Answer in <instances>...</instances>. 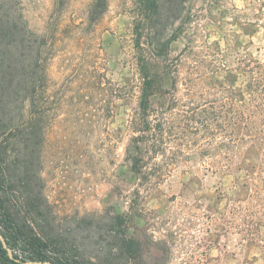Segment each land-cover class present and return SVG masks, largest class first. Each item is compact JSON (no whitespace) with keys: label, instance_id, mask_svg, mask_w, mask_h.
Returning a JSON list of instances; mask_svg holds the SVG:
<instances>
[{"label":"rangeland","instance_id":"obj_1","mask_svg":"<svg viewBox=\"0 0 264 264\" xmlns=\"http://www.w3.org/2000/svg\"><path fill=\"white\" fill-rule=\"evenodd\" d=\"M92 2L71 0L46 61L36 99L39 115L30 116L28 104H19L12 123L18 128L11 131L10 122L0 120V142L14 215L30 226L38 220L46 234L97 262L116 246L104 231L108 209L127 211L132 189L124 185L123 152L140 83L136 0H109L94 30L85 20ZM20 3L29 28L44 34L53 1ZM187 5L199 16L198 48L184 53L186 39L179 36L158 60L171 70L179 64L180 96L188 81L205 90L222 85L245 106L251 96L247 65L264 62V0H188ZM216 59L226 67L211 72L207 65ZM170 87L167 77L163 88ZM29 122L40 128L35 134L30 135ZM263 148L247 154L242 170L212 173L197 159L185 162L139 200L128 223V235L145 243L135 264H264V168L252 172L264 164Z\"/></svg>","mask_w":264,"mask_h":264},{"label":"trees","instance_id":"obj_2","mask_svg":"<svg viewBox=\"0 0 264 264\" xmlns=\"http://www.w3.org/2000/svg\"><path fill=\"white\" fill-rule=\"evenodd\" d=\"M52 1L48 27L44 34H36L24 19L20 0H0V120L6 118L11 131L18 128L12 123L19 104H28L30 116L39 115L36 99L46 76V61L71 2ZM135 4L139 99L126 128L122 163L124 185L132 190L126 195L127 211L116 214L108 209L104 229L116 246L91 262L77 248L65 247L46 234L38 220L30 226L24 216L18 219L9 197L12 184L0 142V234L14 253L10 258L0 240L1 264H135L145 243L137 235H128V223L135 218L139 200L144 201L185 162L197 159L212 173L242 170L247 167V154L264 147V62L250 60L247 65L251 96L245 106H239L233 92L222 85L205 90L188 81L181 84L184 92L180 96L179 64H173L171 70L158 57L179 36L186 39L184 53L193 54L198 48L195 20L199 16L187 5L188 0H136ZM109 5V0H93L86 12L87 28L94 30ZM225 65L216 59L207 68L216 72ZM167 77L170 89L163 88ZM30 122L27 125L32 135L40 128L35 129L36 124ZM36 150L33 147L32 154ZM256 166L264 168L260 162L252 172Z\"/></svg>","mask_w":264,"mask_h":264},{"label":"water","instance_id":"obj_3","mask_svg":"<svg viewBox=\"0 0 264 264\" xmlns=\"http://www.w3.org/2000/svg\"><path fill=\"white\" fill-rule=\"evenodd\" d=\"M0 240L2 241V243H3L4 247L6 248V250L9 251V249H8L6 243H5V241L3 240V238H2L1 235H0ZM9 252H10V251H9ZM28 264H33V263H32V262H29ZM37 264H40V263L38 262ZM46 264H51V263H46Z\"/></svg>","mask_w":264,"mask_h":264}]
</instances>
